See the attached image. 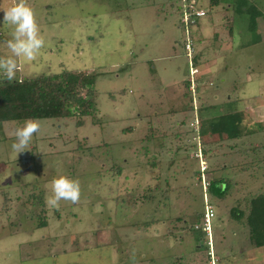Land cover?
<instances>
[{
  "label": "rangeland",
  "instance_id": "1",
  "mask_svg": "<svg viewBox=\"0 0 264 264\" xmlns=\"http://www.w3.org/2000/svg\"><path fill=\"white\" fill-rule=\"evenodd\" d=\"M212 1L189 0L205 16L185 26L183 0H27L46 43L35 61L19 60L16 78L65 69L94 74L96 109L81 123L79 115L34 119L41 130L20 153L11 134L24 121L0 122V264H246L238 259L241 231L250 198L264 188L235 184L224 200L208 194L215 218L209 233L202 230L196 154L213 179L232 175L222 161L244 146L226 136L219 117L226 106L197 101L193 109L201 81L189 73L184 45L188 34L193 54L196 44L202 51L201 63L190 60L193 69L215 68L210 102L219 91L225 99L229 86L264 102V0ZM13 3L0 0V8ZM252 6L260 33L250 27ZM231 28L242 46L224 54L220 43L231 40ZM11 30L0 11V56L8 54ZM60 175L78 180L81 195L52 209L46 185Z\"/></svg>",
  "mask_w": 264,
  "mask_h": 264
},
{
  "label": "trees",
  "instance_id": "2",
  "mask_svg": "<svg viewBox=\"0 0 264 264\" xmlns=\"http://www.w3.org/2000/svg\"><path fill=\"white\" fill-rule=\"evenodd\" d=\"M218 1L213 0L212 4H217ZM188 2L189 0H183L182 4ZM181 8L183 15V5ZM259 14V10L252 6L249 18L251 28H254ZM198 19L199 17L195 18L194 23H197ZM188 24L190 25L191 21ZM195 58L194 54V60ZM1 80L0 122H22L26 119L67 118L79 115L77 122L81 123L83 116L91 115L96 109L95 75L83 70L50 71L30 77H19L11 82L6 78ZM195 104L193 96V109ZM232 119L237 137L239 135L238 121L234 119V116ZM211 125L214 130L217 129L216 122H212ZM255 150L257 147L253 149ZM235 184L238 185L237 181L230 176L221 175L210 179L208 194L218 200H224L230 187ZM244 221L250 243L254 247L264 246V193L250 198L248 214Z\"/></svg>",
  "mask_w": 264,
  "mask_h": 264
},
{
  "label": "crops",
  "instance_id": "3",
  "mask_svg": "<svg viewBox=\"0 0 264 264\" xmlns=\"http://www.w3.org/2000/svg\"><path fill=\"white\" fill-rule=\"evenodd\" d=\"M260 17H258L257 20H259ZM256 25H257L256 27L257 32L260 33V30L258 29L259 26L257 21H256ZM230 34H231V40L227 39V41H222L220 43V51H222L224 54L233 51V47L242 46L239 45L238 42H236V36L235 37L232 36L233 34L232 28L230 30ZM260 38H262V36ZM196 49L197 50L194 51V54L196 55V64H197V62L201 63V58L204 57H202V51L197 48V44H196ZM215 64L216 62H214V65ZM197 66H198L197 74L198 77L200 76L199 80L201 81V83L199 82L198 84L199 94L197 92L195 93V102L197 103L199 99V101L202 103H205V101L209 103V104L205 103L209 107H215L217 104L226 106L228 108L226 113H223L221 115L224 122L223 127L226 130V134H227L226 136H229V139L231 138L230 140H232L233 143L242 142L244 146L243 149H237L236 151L233 150L227 153V158H228L227 162L226 160H224L225 162L222 161V172L231 171L232 175H230V177H232L234 181H237L238 183L237 188L245 189L247 188V186L253 184H255L258 187L261 186L264 188V136L263 139L261 138L258 139L259 135L257 137V134H259L258 132L261 133L264 131V102L259 103L258 101L256 102L249 101V99L246 98L245 93L243 91L240 94L239 91H236L235 89H231L230 86L225 87V93H224V95L226 94L225 99L223 98V95H221L223 99L222 100L220 99L221 91H219L217 92V94H214L215 96H212V99L217 100V102L215 103L210 102L209 101L210 97H206V93L208 95L207 88L208 86L211 85L210 78L213 74V69L215 68L212 67V64H208L206 66L204 65L205 67H203L202 65H197ZM228 66L229 65H227V67ZM222 81L226 83L225 79H222ZM260 92L261 91H259V94H261ZM260 96H262V94ZM240 111H242L243 116H240ZM205 114L208 115L207 116L208 118H210L209 120L211 121L210 122L211 125L212 122L214 121L215 115L213 116V114H210V111H207V113ZM233 116L234 119L236 118L235 120L238 121L237 125H240L241 127V133H239L237 137L232 119ZM245 119H247V122ZM248 123L256 125L258 128H260V131L249 130L246 127ZM173 124L176 126L178 125L175 122ZM228 133H230V135H228ZM261 134H264V132ZM253 140H258V142H260L258 145H256L257 150H255V152H253V148L255 147L252 144ZM251 174H254L255 176H252ZM241 233L245 237L246 242H244V246L241 247L240 252L238 251V257H240L238 259H240V261L246 264H264V246L254 247L250 243L249 233L247 229H244L243 231H241ZM226 254L227 257L230 258L232 261H235V259H237L236 254H230L229 252ZM223 258H224L223 256L221 257L220 255H218L217 262L222 261Z\"/></svg>",
  "mask_w": 264,
  "mask_h": 264
},
{
  "label": "clouds",
  "instance_id": "4",
  "mask_svg": "<svg viewBox=\"0 0 264 264\" xmlns=\"http://www.w3.org/2000/svg\"><path fill=\"white\" fill-rule=\"evenodd\" d=\"M3 12V24L9 26L11 39L7 40L8 54L0 56V73L8 81L16 79L19 70V60L35 61L42 48L45 47V38L41 34L36 14L27 0H14L7 8H0ZM22 82V81H21ZM41 124L38 120L26 119L22 126L12 132L15 142L12 148L17 153L30 149L33 136L39 133ZM46 206L58 209L61 201L77 203L80 199V183L65 175L53 178L46 185Z\"/></svg>",
  "mask_w": 264,
  "mask_h": 264
},
{
  "label": "built area",
  "instance_id": "5",
  "mask_svg": "<svg viewBox=\"0 0 264 264\" xmlns=\"http://www.w3.org/2000/svg\"><path fill=\"white\" fill-rule=\"evenodd\" d=\"M205 12L201 8H196L193 5L188 6L187 4H183V15L181 17V22L185 25L188 26V22L191 21V23H194L195 18L204 16ZM191 39L189 38L188 34L185 35V49H186V57L189 60V73L190 75H193L194 73H197L196 69H193L194 66L192 62L190 61L191 59L194 58L193 50H192V43L190 42ZM194 70L191 72V70ZM192 81L190 83L189 88L191 91H194V86H191ZM196 108V106H194ZM194 122L196 123L197 117H194ZM196 156L199 158V176H198V181L200 182L201 190L203 191V214L201 217V223H202V230L205 231L206 233H209L210 228L212 226V221L215 218V209L208 199V188L210 186V179L207 176V165L204 162V160L201 157V153H197ZM212 257V252L209 254Z\"/></svg>",
  "mask_w": 264,
  "mask_h": 264
}]
</instances>
